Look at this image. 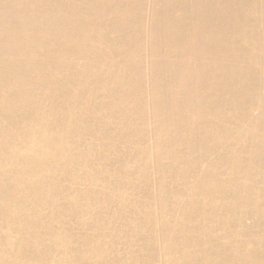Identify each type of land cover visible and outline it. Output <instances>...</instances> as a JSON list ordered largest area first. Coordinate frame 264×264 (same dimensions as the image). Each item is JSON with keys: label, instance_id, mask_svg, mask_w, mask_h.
Here are the masks:
<instances>
[{"label": "bare ground", "instance_id": "1", "mask_svg": "<svg viewBox=\"0 0 264 264\" xmlns=\"http://www.w3.org/2000/svg\"><path fill=\"white\" fill-rule=\"evenodd\" d=\"M0 264H264V0H0Z\"/></svg>", "mask_w": 264, "mask_h": 264}]
</instances>
